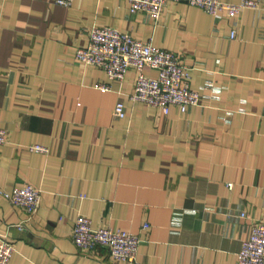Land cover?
Here are the masks:
<instances>
[{"label": "crops", "instance_id": "1", "mask_svg": "<svg viewBox=\"0 0 264 264\" xmlns=\"http://www.w3.org/2000/svg\"><path fill=\"white\" fill-rule=\"evenodd\" d=\"M256 1L235 18L169 1L156 19L131 12L128 0H0V190H42L24 229L13 224L25 212L0 192V232L16 246L9 264H124L103 246L80 251V213L139 235L144 264H237L252 224L264 220V0ZM92 26L177 53L200 103L164 113L130 98L135 68L120 82L81 64L76 49ZM118 100L123 118L113 116ZM33 143L50 152L29 150Z\"/></svg>", "mask_w": 264, "mask_h": 264}, {"label": "built area", "instance_id": "2", "mask_svg": "<svg viewBox=\"0 0 264 264\" xmlns=\"http://www.w3.org/2000/svg\"><path fill=\"white\" fill-rule=\"evenodd\" d=\"M169 1H184L198 6L206 12L216 15L224 11L229 18H235L246 8H259L256 0H241L238 3L228 0H128L131 12H145L159 18ZM57 4L69 7L73 0H55ZM235 30L231 37L235 36ZM89 42L76 49V59L83 65L101 67L116 81H123L131 67L138 71L134 91L130 98L168 113L171 105L179 106L185 112L190 106L201 101L200 93L191 88L188 69L181 63L180 56L168 49L159 47L150 41L135 38L127 31L113 26H92L89 29ZM149 66L157 71L156 76H147L143 69ZM102 87H107L102 85ZM126 107L123 100H118L113 109L114 118H123ZM7 141V133L0 127V144ZM29 150L49 153V146L33 143ZM14 206L21 208L26 216L16 224L24 229L37 212L42 190L32 184L14 187L11 191L0 190ZM72 239L83 253L94 252L98 247H106L115 261L124 264H144L138 260V248L141 238L137 234L121 229L93 226L92 220L80 213L74 221ZM16 250L7 234L0 232V264H9ZM237 264H264V220L256 221L251 226L248 238L242 242Z\"/></svg>", "mask_w": 264, "mask_h": 264}]
</instances>
